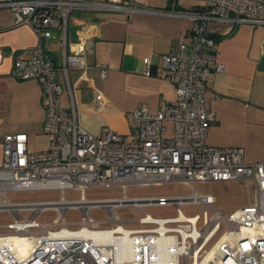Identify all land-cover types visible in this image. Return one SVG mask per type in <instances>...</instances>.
<instances>
[{
	"label": "built area",
	"instance_id": "built-area-1",
	"mask_svg": "<svg viewBox=\"0 0 264 264\" xmlns=\"http://www.w3.org/2000/svg\"><path fill=\"white\" fill-rule=\"evenodd\" d=\"M170 1L172 6L175 0ZM202 2L200 9L176 13L189 16L192 26L187 37H179L176 47L163 56L166 78L175 85V100L163 102L156 112H150L146 103L136 107L132 111L134 135L125 138L106 126L97 134L90 133L77 121L76 88L70 83L69 71L81 70L77 80L83 79L88 67L85 36L78 34L69 52L63 49L59 65L44 52L42 40L59 30L65 43L67 18L74 10L174 14L172 7L164 11L136 0H0V8L10 10L14 25H28L36 33L37 44L27 58L15 59L11 73L20 79H38L45 110L43 131L49 136L47 148L38 152L28 150L24 132L3 136L0 211L9 213L12 221L7 224L11 231L0 233V264H264V155L248 163L241 147L206 142L215 114L207 107L205 94L213 74L224 70L213 49L217 28L211 29L209 24H226L227 34L243 23L264 26V0ZM2 59L0 50V62ZM57 69L64 78L72 113L62 105ZM104 73L102 67L101 75ZM144 74L151 75L149 57L144 58ZM165 122L171 123L169 136L163 135L168 131ZM241 179L255 182L254 201L227 216L214 206L216 197L196 190L189 195L155 197H128L125 193L129 186ZM89 185H118L123 195L87 199L83 193ZM48 188L61 192L77 189L82 196L75 201L62 194L57 201L11 202L4 195L7 190ZM187 204H199L202 209L187 216L181 210ZM122 205L136 209L171 205L177 213L161 218L146 213L138 221L151 226L127 228L113 209ZM93 207H104L114 225L99 228L90 216ZM70 208L82 211L76 229H70L65 219ZM48 209L57 212L56 218L39 221V214ZM101 232L105 240L95 238Z\"/></svg>",
	"mask_w": 264,
	"mask_h": 264
},
{
	"label": "crops",
	"instance_id": "crops-1",
	"mask_svg": "<svg viewBox=\"0 0 264 264\" xmlns=\"http://www.w3.org/2000/svg\"><path fill=\"white\" fill-rule=\"evenodd\" d=\"M137 3L169 10V0H136ZM202 3H189L185 9L175 0L172 11L147 13L126 9L74 10L67 18L65 43L62 33L43 39L41 46L59 65L63 49L69 52L78 34L87 39L88 67L83 79L81 70H70L69 80L76 88L74 109L78 123L88 132L97 134L102 126L122 135H134L132 111L142 103L156 112L163 102L176 98L175 85L166 78L163 56L177 45L178 38L187 37L192 26L189 16L176 13L200 9ZM214 32L216 62L224 70L213 74L207 89L206 103L215 114L206 142L213 146L241 147L244 159L255 163L264 155V36L258 43H240L238 35L227 34L226 24H209ZM36 33L25 24L14 25L10 11H0V139L6 133L43 134L45 110L42 88L37 78L20 79L11 73L16 58H27L37 44ZM235 41V43L233 42ZM239 42V43H238ZM151 59V75L144 74V58ZM105 68L103 78L101 68ZM118 76L122 96L112 91L107 81ZM57 82L62 85L61 102L72 113L67 87L59 69ZM116 79V78H115ZM113 86V85H112ZM130 90V91H128ZM132 90L137 97L132 99ZM125 98V99H122ZM28 147V146H27Z\"/></svg>",
	"mask_w": 264,
	"mask_h": 264
},
{
	"label": "rangeland",
	"instance_id": "rangeland-1",
	"mask_svg": "<svg viewBox=\"0 0 264 264\" xmlns=\"http://www.w3.org/2000/svg\"><path fill=\"white\" fill-rule=\"evenodd\" d=\"M203 0H178L185 9H189V3L202 2ZM0 11H10L8 8H0ZM232 34L238 35L240 43H258L261 36H264V26L239 24ZM235 43V41L233 40ZM238 42V43H239ZM104 76V75H103ZM101 75V77L103 78ZM108 78V82L112 87V91L118 94L119 99L121 93H126L121 90L120 80L117 77L114 79ZM113 85V86H112ZM130 91V90H128ZM131 92V91H130ZM132 99L138 95L137 92L132 90ZM125 99V98H122ZM164 125L168 131L163 132V135H170L169 129L171 128L170 122H165ZM134 134V133H133ZM125 138H130L131 135H124ZM48 137L43 134H29L27 146L30 152H38L47 148ZM3 161L2 143L0 139V165ZM193 190L203 194H211L216 197L214 206L229 215L233 210L244 205L251 204L254 201L256 193L255 182L251 179L241 180H226V181H192L189 184L180 181L165 182L153 186H129L126 190L128 197H155V196H169V195H189ZM63 194L67 200H78L81 198L82 193L80 190L68 188L61 192L59 189H35V190H7L4 195L11 202L31 201V200H51L57 201ZM87 199H112L119 198L123 195V190L118 185L105 187L101 185H89L83 193ZM115 215L122 221H126L124 226L127 228H144L151 226L150 224H143L138 221L146 213L155 218L175 216L177 211L174 206H142L136 209L131 206L122 205L115 206ZM202 209L199 204H187L181 207L182 212L187 216L195 215ZM210 214L212 211H209ZM22 215H25L23 213ZM82 211L80 208H70L65 212V219L68 222L70 229H76L79 226ZM57 216V212L48 209L39 214L38 220L41 222H51ZM91 218L99 223V228H109L114 225V222L109 219V214L104 207H93L90 210ZM12 221L11 215L7 212L0 211V233L10 232L11 229L7 224ZM200 225V222L199 224Z\"/></svg>",
	"mask_w": 264,
	"mask_h": 264
},
{
	"label": "water",
	"instance_id": "water-1",
	"mask_svg": "<svg viewBox=\"0 0 264 264\" xmlns=\"http://www.w3.org/2000/svg\"><path fill=\"white\" fill-rule=\"evenodd\" d=\"M169 3L167 5V8H171V1L169 0ZM262 49H264V44H262ZM258 68L259 69H264V58H262L260 61H259V64H258Z\"/></svg>",
	"mask_w": 264,
	"mask_h": 264
},
{
	"label": "bare ground",
	"instance_id": "bare-ground-1",
	"mask_svg": "<svg viewBox=\"0 0 264 264\" xmlns=\"http://www.w3.org/2000/svg\"><path fill=\"white\" fill-rule=\"evenodd\" d=\"M100 234V235H99ZM97 236H95V238H98V239H101V240H105L104 239V237L105 236H103L104 234H103V232H101V233H99ZM103 238V239H102ZM17 241V240H16ZM118 255V254H117ZM125 257H128V255H125ZM161 264H167V263H161Z\"/></svg>",
	"mask_w": 264,
	"mask_h": 264
}]
</instances>
